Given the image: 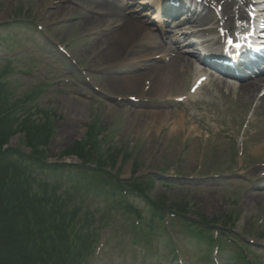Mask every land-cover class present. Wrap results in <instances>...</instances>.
<instances>
[{
    "label": "rangeland",
    "instance_id": "rangeland-1",
    "mask_svg": "<svg viewBox=\"0 0 264 264\" xmlns=\"http://www.w3.org/2000/svg\"><path fill=\"white\" fill-rule=\"evenodd\" d=\"M116 1L133 5V0ZM73 2L0 0V68L14 97L25 96L26 100L38 91L30 105L52 113L55 132L49 160L71 163L68 157H60L85 138L88 125L95 124L98 139L111 155L123 148L130 151V160L116 165L114 172L121 178L129 179L138 164L139 175L146 171L157 175L164 169L165 179L156 181L158 194L174 202H188L189 208L209 220L232 214L236 221L240 215L238 230L243 234L261 231L264 178L258 176L264 172V109L247 105L211 81L193 95V71L182 76L172 91L158 90L152 75L129 88L109 83V71L114 70L119 77L121 71L114 68L117 61L102 64L100 50L94 48L104 29L88 19L87 10L93 9L94 0ZM137 13L140 23L156 35V41L164 44L168 42L166 36L180 41L171 27L161 24L158 31L160 23L155 25L144 12ZM14 17L21 19L6 25ZM58 45L71 58L60 53ZM158 53L153 52L152 58L165 55ZM18 143L14 138L10 145ZM178 173L193 176L176 178ZM199 174L207 176L200 178ZM96 212L100 220L103 212ZM127 220L128 215L119 214L106 221L101 228L100 250L88 264L159 263L154 261L159 247L145 250L127 245ZM99 224L102 226V219ZM199 248H187L186 254L191 253L187 264H205ZM214 259L213 255L211 264H223Z\"/></svg>",
    "mask_w": 264,
    "mask_h": 264
},
{
    "label": "trees",
    "instance_id": "trees-1",
    "mask_svg": "<svg viewBox=\"0 0 264 264\" xmlns=\"http://www.w3.org/2000/svg\"><path fill=\"white\" fill-rule=\"evenodd\" d=\"M3 70L0 68V264H88L100 228L119 213L130 217L126 229L134 234V245L160 244L173 255L177 250L173 236L179 227L207 242L208 250L216 248L225 254L227 264H251L240 252L250 246L231 233L236 224L232 214L207 221L186 205L168 204L163 195L152 196L155 181L136 176L138 163L136 173L121 180L114 171L117 163L130 160V151L123 148L111 155L98 139L95 124L88 125L85 138L60 157H76L79 164L50 162L49 146L55 132L52 113L30 105L38 91L26 100L25 96L14 97ZM15 137L19 143L13 147L10 143ZM97 210L103 212L100 220ZM167 212L173 215L169 232ZM218 222L222 229L217 227L214 235L212 223ZM258 236L264 238V232ZM229 244L233 247L230 253L226 250Z\"/></svg>",
    "mask_w": 264,
    "mask_h": 264
},
{
    "label": "bare ground",
    "instance_id": "bare-ground-1",
    "mask_svg": "<svg viewBox=\"0 0 264 264\" xmlns=\"http://www.w3.org/2000/svg\"><path fill=\"white\" fill-rule=\"evenodd\" d=\"M147 1L150 3L149 0ZM77 2L82 4L84 0H77ZM141 2L144 3L143 5H148L145 0H141ZM208 3L209 5L204 10V14L192 16L184 22L178 21L179 17H175L177 13L168 15V12H163L164 19H170L167 16H173L170 19L171 22L166 21V24L172 23L173 33L176 36L182 35L181 39L188 42L184 46L185 50L178 43L173 48L169 44L172 41L171 39H167L169 42L164 44L156 41V35L140 23L139 14L135 13L131 7L114 0H94L93 5L91 4L93 9L87 11L90 14L88 19L96 21L95 23H99L104 28L101 31V38L94 45L96 50H100V62L108 64L109 62L122 59L123 62L137 65L142 60L151 61L150 64H145L136 72L130 73L131 75L119 77L114 70H110L109 83L129 88L137 86L141 81L140 78L152 75L151 78L154 79V85H156L158 90L172 91L180 85L182 76L189 71H193L195 76L193 95L201 85H208L211 81L216 83L219 88L227 91V93L243 100L247 105L256 104L257 107L264 109V75L245 79L242 83L232 82L231 79L227 80V78L215 79L214 75H207L203 69L195 66L194 63H201V58L196 53L198 50L195 47V42L191 41V38L207 35V32L199 28L210 22L211 16H214L212 12L214 7L211 8L212 6L215 5L222 8L219 19H214L213 23L218 24L228 37L234 38L237 21L247 20L256 7L264 6V0H208ZM168 6L170 7L167 4ZM205 11L207 12L205 13ZM236 17L239 20H236ZM189 28H191L189 32H186V30L183 32L184 29ZM189 50L195 53L186 55L185 51ZM153 52H160L158 54L162 53L165 56L152 60L150 57H152ZM210 55L220 61L224 60L226 64L229 62L234 67H238V63L229 60L231 57H228V54L214 52ZM227 57L228 59H226ZM245 68L247 67L245 66ZM143 82L144 79L142 78L141 83Z\"/></svg>",
    "mask_w": 264,
    "mask_h": 264
}]
</instances>
